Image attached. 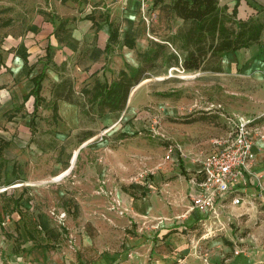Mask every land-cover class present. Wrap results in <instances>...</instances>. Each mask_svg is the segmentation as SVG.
Returning <instances> with one entry per match:
<instances>
[{
  "label": "rangeland",
  "instance_id": "1",
  "mask_svg": "<svg viewBox=\"0 0 264 264\" xmlns=\"http://www.w3.org/2000/svg\"><path fill=\"white\" fill-rule=\"evenodd\" d=\"M160 4L148 26L158 36L152 34L149 42L175 33L180 25L176 19H164ZM263 8L254 10L264 21ZM6 24L0 18V51ZM9 54L0 52V90L9 86L5 82L11 73L4 69ZM251 60L264 62L261 53ZM174 69L159 62L149 78L132 89L128 116L96 118L81 111L82 102L74 96L78 128L71 130L68 113L53 116L49 106L47 112L35 114L25 95L0 116V139L8 142L0 153V264H237L241 258L224 233L199 240L204 231L187 219L184 178L190 158L206 155L217 136L227 137L228 118L240 116L251 126L264 125V72L247 74L237 68L229 75H215ZM253 145L250 172L259 220L239 228L241 232L229 226L238 236L255 235V242H245V254L251 255V264H263L264 139ZM168 146L187 157L178 151L165 161ZM67 166L72 170L62 177ZM102 181L120 190L123 200L113 198L119 199L118 206L97 193ZM41 218L55 231V239L39 228Z\"/></svg>",
  "mask_w": 264,
  "mask_h": 264
},
{
  "label": "crops",
  "instance_id": "2",
  "mask_svg": "<svg viewBox=\"0 0 264 264\" xmlns=\"http://www.w3.org/2000/svg\"><path fill=\"white\" fill-rule=\"evenodd\" d=\"M155 1L156 0H144L145 11L147 12L149 9L153 11L150 17L146 14L150 22L152 16L156 13L157 4H155ZM217 1L218 7L225 8L227 13H231L234 5L238 3L236 17L240 20L260 18L254 8L259 5L264 7V0ZM164 2L168 3L169 0H164ZM143 10L141 9V2L137 0H0V18L7 22V24L4 25L6 26L4 28V35L1 37L3 43L1 50L11 53L4 62V69H8L11 74L7 79L8 81L6 80L5 82L9 83V86L0 90V116L12 111L17 104L22 102H20V100L23 96L28 95L33 88L31 79L42 71L45 74V78L41 84V96L46 104L52 100L51 89L62 79L71 81L72 91L74 93L73 98L75 96L79 101H82L83 96L80 91L83 88H91L96 80L101 82L106 80L110 82L117 76L120 70L125 69L126 65L133 68L138 67L139 62L136 56H133L135 53L134 48L137 49L139 54L143 53L148 49L150 43L149 39L152 38V34L148 30L150 22L146 25L142 20ZM262 18L264 19V15ZM177 21L181 25V21ZM108 24H112L113 27L117 29L118 42L111 46L108 53H105L104 49L110 32ZM22 25L23 31L18 32V28ZM124 35H128L134 40L135 46L133 49H128L123 45ZM260 42L246 49L225 53L221 59V72L213 74L229 75L237 68H241L242 71L247 74H253L255 69L256 72L257 70L264 72V62L251 60L252 57L254 58L258 53H261V59H264V40ZM47 53L49 56L48 60L46 59ZM244 59H249V61ZM1 78L2 77H0V81L2 80ZM139 85L140 83L137 86ZM130 96L131 92L128 99ZM28 100H31L30 103L33 107V97L29 96ZM49 106L51 110V105ZM49 106H39L35 114L39 111L44 113L47 112ZM55 106L56 116H62L61 112H63V115L68 113V117H72L71 119L69 118V129L76 130L78 128L76 120L79 107L61 99L56 100ZM130 112V108L125 106L122 112L105 114L102 117L114 116L121 113L124 116H128ZM240 118L244 119V117ZM27 121V118H24V122ZM226 126L228 128V124ZM252 127L259 133L258 136H256V134L253 135V141L263 140L264 125H260V127L254 125ZM220 138L222 137L217 136L211 141L212 148L206 155H194L190 158L191 163H189V167L186 168L187 174L184 178V197L188 199L189 203V181L192 178H198L196 173L201 160L217 149L214 142ZM85 143H83V145ZM49 145H51V143ZM252 151L254 153V145ZM76 152L75 150L72 154L69 162L70 165L74 163V161L71 162V160ZM180 152L181 157H187L181 149ZM175 154L178 153L175 152L174 155ZM71 170L72 166L63 168L61 172L63 174L61 176L64 177L65 174L69 171L71 172ZM101 184L102 186H98L97 193L101 192L112 200H114L113 198L117 197V195L122 198L119 192L120 190L117 189L116 186H111L109 182L107 184L105 181H102ZM255 187V182L252 178H246V188L243 189V192L240 194L243 199L242 203L236 206L230 203V198L223 200L224 209L217 221L211 219L207 220L203 214L192 210L190 204L187 211L189 213L187 214L189 216L187 219L189 220L191 218V223L196 222L200 228L202 227V231H204L201 237H199V240H205L224 233V237L230 242L228 244H232L233 250L240 251L235 255L237 258H241L237 264H251V261H247V258L251 255L249 253H247L249 255L245 254L247 250L245 242L254 241L255 235L252 232H248L245 237L241 235L238 236L236 232H232V227L229 225H235L237 232H241L242 230L239 228H250L251 224L257 223L259 220L256 208V200L258 197H256L255 194L257 195L258 192H256L257 190ZM115 200L119 203L118 198H115ZM126 203H129V201ZM130 204L131 203L128 205ZM123 205H125L124 202ZM216 228H218V231ZM161 232L160 234H162ZM168 232L169 231H166L165 234ZM215 232L217 233L212 235ZM257 241L256 239V242ZM236 242L241 245L234 247L233 245L236 244ZM262 242H264V238ZM222 247L225 248V246ZM241 254L242 256H240ZM252 264L257 263L255 262Z\"/></svg>",
  "mask_w": 264,
  "mask_h": 264
},
{
  "label": "trees",
  "instance_id": "3",
  "mask_svg": "<svg viewBox=\"0 0 264 264\" xmlns=\"http://www.w3.org/2000/svg\"><path fill=\"white\" fill-rule=\"evenodd\" d=\"M160 2L157 9L164 13V19L167 22L172 19L180 20L181 25L175 33L166 35L159 41H150L148 49L138 54V67L126 65L125 69L120 70L110 82L96 80L91 88H83L80 91L83 96L79 105L81 111L85 110L87 114L94 113L96 118L122 112L131 90L149 78V72L153 71L159 62H163L167 68L173 67L183 72L219 73L221 59L225 53L246 49L264 40V21L258 18L237 19L238 3L234 5L231 13H227L225 8L218 7L217 0H170L168 3L156 0L155 4ZM108 26L110 32L105 53L110 51L112 44L118 42L117 29L112 24ZM150 31L151 34L158 36L153 27ZM122 43L128 49L135 46L134 40L128 35H124ZM173 46L175 48H172ZM48 58L47 53L46 59ZM44 78L43 71L33 77L31 79L33 88L24 97V100L29 96L33 97V111L39 106L51 105L52 115L56 116V100L77 103L73 98L71 81L62 79L52 88L51 104H45L41 96ZM6 146L7 142L0 139V153ZM38 223L47 237L56 238L57 234L49 229L44 219L41 218Z\"/></svg>",
  "mask_w": 264,
  "mask_h": 264
},
{
  "label": "built area",
  "instance_id": "4",
  "mask_svg": "<svg viewBox=\"0 0 264 264\" xmlns=\"http://www.w3.org/2000/svg\"><path fill=\"white\" fill-rule=\"evenodd\" d=\"M141 2L142 20L146 25L149 18L146 16L144 0ZM179 71V69H174ZM182 71V70H181ZM229 133L226 138L215 140L217 149L204 157L198 168L196 176L189 181V200L192 210L203 214L207 220H218L224 209V201L230 198L232 205H240L244 180L251 178L250 165L254 153L253 135H259L251 125L250 121L237 117L227 119ZM180 151L168 146L165 161L171 160L175 152ZM116 206L118 201L114 200ZM122 214V213H120ZM240 251L235 250L234 255Z\"/></svg>",
  "mask_w": 264,
  "mask_h": 264
},
{
  "label": "bare ground",
  "instance_id": "5",
  "mask_svg": "<svg viewBox=\"0 0 264 264\" xmlns=\"http://www.w3.org/2000/svg\"><path fill=\"white\" fill-rule=\"evenodd\" d=\"M76 153H77V152H76ZM76 153H74V155H73V158H72L71 162L75 161V158H76V157H75V155H77ZM16 186H18V185H16ZM16 186H15V187H16Z\"/></svg>",
  "mask_w": 264,
  "mask_h": 264
},
{
  "label": "water",
  "instance_id": "6",
  "mask_svg": "<svg viewBox=\"0 0 264 264\" xmlns=\"http://www.w3.org/2000/svg\"><path fill=\"white\" fill-rule=\"evenodd\" d=\"M140 86V85H139Z\"/></svg>",
  "mask_w": 264,
  "mask_h": 264
}]
</instances>
